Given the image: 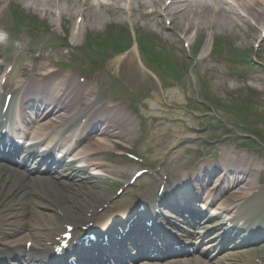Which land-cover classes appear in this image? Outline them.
Here are the masks:
<instances>
[{
	"label": "bare ground",
	"instance_id": "6f19581e",
	"mask_svg": "<svg viewBox=\"0 0 264 264\" xmlns=\"http://www.w3.org/2000/svg\"><path fill=\"white\" fill-rule=\"evenodd\" d=\"M26 1V0H23ZM38 0L39 3L34 5V7H39V10L41 12H51L49 10L50 8H45V5L48 3L53 2V5L56 7V10L59 11V18L64 19L68 18L69 13L66 12L67 10H63L60 7L61 2L70 3L72 5V9L74 10L72 12V18L77 19L78 17H82L83 12L86 11L89 7H92L93 4L91 3V0ZM146 0H140L141 3H144ZM176 3H173L175 2ZM256 1V0H255ZM108 2L111 3V5L120 10V12H123L124 9L122 6L118 4V0H108ZM44 3V4H42ZM147 3H150L153 7H155L154 13L160 17L167 16L172 20L178 21L180 24L183 25L184 21V28L183 30H187L189 28L196 27L195 21L197 20H210V16H212V20L208 23L210 25H216L217 23L220 24V26H226L225 22L228 21L234 28L237 29H244L249 30L251 29V23L249 18L255 20L256 27L253 28L254 32H258L260 28L264 29V11L260 12L254 4L253 0H147L144 3V7H146ZM96 6L98 7H105L106 4H103L101 1L96 3ZM210 14V16H209ZM208 15L209 17H206ZM195 19V20H193ZM79 26V25H78ZM86 26V25H84ZM80 27V26H79ZM78 27V28H79ZM198 30L200 31L201 28L198 27ZM178 33V32H176ZM264 39H262L263 41ZM264 47V43L262 44ZM1 64V62H0ZM41 75L43 76L40 78V82L47 86L49 89H52V94L56 97H63L64 99L67 97L66 92L68 89V85H71L69 83V80L67 79H59L56 76H53L52 74L49 75L46 67L41 68ZM35 70H32V75L36 77ZM258 82L257 85H259V89L264 91V82H261L260 79H257ZM220 87L223 88V84H219ZM70 88V87H69ZM79 91V92H77ZM82 88L80 86H75L73 90L68 92L69 96L74 97L76 100H82L83 94ZM36 92V96H37ZM22 96L30 97V95L27 92H23ZM23 101V99L21 100ZM94 102V100L86 101L80 108V117L78 119H72V123L75 127L81 125V121L84 119V113L83 108L86 109L90 107ZM78 103V102H76ZM112 106H108L103 113L99 109L94 110V112H91L89 115L90 118L93 117L94 114H101L97 117L96 122L94 125L90 126L92 129H97V120L100 116H104L103 119H100L99 122L101 124H104L106 127L113 128L114 124L122 131L120 134L117 131H114L116 134H119L120 137H127L132 132L131 124L129 123L128 119L125 115H122L123 120L125 121V125H123L118 119V116L115 113L107 112L111 109ZM89 118V119H90ZM85 122V119H84ZM83 122V123H84ZM92 124V123H90ZM99 146V147H97ZM96 151H103L108 150L110 145L107 142L104 141H98L96 143ZM220 153V159L216 163H210L207 165H201V167H198L196 171H203L201 174L200 172H197L193 174L191 177H197L198 176H210L211 173H215L217 170L222 171L221 175L217 179V182L219 184L226 182L231 183V185L235 188L232 192L233 199H229V197L226 198L225 201L221 202L219 204V209L226 211L227 205L233 201L240 199L243 204L239 203V206L236 209H245L249 210L253 209V211H258L256 207L250 206V202L247 200L248 197H250L253 201H255V204L260 205V196L263 193L264 190H262V185L258 183V176L257 172L263 167V162L258 161L255 162L253 160L252 155H246V151L239 150L234 151L231 149H219ZM86 154V153H84ZM74 163L72 161L69 166H71ZM87 165H95L94 163H89ZM57 168L56 163H52V169ZM105 172H116V170L108 167L103 166ZM195 171V172H196ZM0 176H7L6 174H3L0 172ZM189 175H187V178H191ZM100 179L99 176H87V180L81 184H75L71 183L66 188H60L58 187L57 191H59V196L55 201L52 199H46V204L40 205V211H36L33 215V218L36 220L37 224H47L49 221H57L58 217L56 215V212L54 210L53 205H57L60 207V209L65 212L72 214L69 209H75L78 207V209L84 210L85 206H88L94 198L98 196V192H94L92 195H87L85 197L77 198V195L80 193L82 189L89 190V193L93 191V188L95 187L96 182ZM221 180V181H220ZM200 181L203 184V179L200 177ZM208 181V178L205 179L204 182ZM5 183L0 180V188ZM203 185L198 187V193L201 192ZM213 189V188H211ZM194 190V188H193ZM211 190L209 189L208 195H210ZM229 193L225 194L224 196H227ZM197 197V196H196ZM185 198V196L183 197ZM85 200L83 203L81 201ZM247 205H249L247 207ZM237 211V210H236ZM258 212H252L248 213L251 215H255ZM180 214L183 216L185 212L183 210H180ZM198 214V213H197ZM10 215V214H9ZM241 215V214H240ZM194 216V215H193ZM233 216H238L237 213L233 214ZM9 223L11 222V218L7 220ZM141 233H143L142 230H139ZM9 232L15 233V230L12 228L9 230ZM167 246V254L168 256H171L173 249Z\"/></svg>",
	"mask_w": 264,
	"mask_h": 264
},
{
	"label": "rangeland",
	"instance_id": "374dc122",
	"mask_svg": "<svg viewBox=\"0 0 264 264\" xmlns=\"http://www.w3.org/2000/svg\"><path fill=\"white\" fill-rule=\"evenodd\" d=\"M1 1H3L2 3L0 2V9H3V8H6V5H7V2L5 3V1L6 0H1ZM17 3V5L19 6V8L21 9V11H23V14L25 15V17L26 18H28V19H32V20H37V21H42V23H47V19H49V20H51L52 21V23L51 24H53V26H55V28H56V30H60L61 28H62V24H63V22H61V20L60 21H58L57 19H53V17H51L50 15H48V14H42V13H40L39 12V7H40V5L38 6V7H34V5H36L37 3H39L38 2V0H29V3H28V5H27V3H23V2H20V1H17V0H15ZM14 2H11V4H13ZM32 4V5H31ZM42 4H44V3H42ZM62 7L65 9V10H67V12L70 14L71 12H70V10H71V4L70 3H63L62 4ZM52 9V8H51ZM131 9L133 10L132 11V18L133 19H137V21H136V23H138V24H140V23H143V22H145V23H148V24H152V18L151 17H145L144 15H143V10H142V7H140L139 5H134L133 4V6L131 7ZM53 10V9H52ZM94 11L99 15L101 12L102 13H104V11L103 10H99V9H91V11H89V9H88V11L86 12V16L89 18V19H92L93 18V15H94ZM101 11V12H100ZM149 11V10H148ZM55 12H58V11H55ZM113 15L112 16H110L109 15V12L106 14L107 16H108V18H112L111 19V21H112V24H110V25H107V26H121V27H130L129 25H131V23L127 20V21H123V19H122V16L119 14V13H112ZM47 16H49V17H47ZM103 17H104V15H103ZM124 20H126L125 18H124ZM106 21V20H105ZM108 21H110V20H107V22ZM92 22H94V21H92ZM96 23V22H95ZM106 23V22H105ZM228 26L226 27V31H219V35H222V34H224V35H227V34H229L230 32H235L236 33V35H237V39H236V42H240V41H244V39H243V36L242 35H246V34H244V33H242V32H240L239 33V31H235V29L231 26V24H227ZM138 26V25H137ZM105 27L106 26H104V27H96L95 29H96V31H102V30H104L105 29ZM163 27H165V28H167L165 25L163 26ZM163 30H165V29H162V31ZM84 32H86L85 30H83L82 31V33H84ZM58 33V32H57ZM216 33H218V29H217V31H216ZM218 63L220 64H225V62L223 61L222 62V60H219L218 61ZM190 64H192L191 66H193V67H195L196 69H197V72H200V73H203V72H205L206 73V75L207 76H209V73H210V70L207 68V63H205V61H203V62H200V61H197V60H195V61H191L190 62ZM249 73H252V70H249ZM246 76H248V75H250V74H245ZM260 77H261V79H263L264 78V76L263 75H260ZM214 81H218V79H216V78H214V77H211ZM214 83L215 82H209V85H210V87H211V89L214 91V93H221V92H219V91H217L215 88H214ZM151 86H154L155 87V89L157 88L156 86L157 85H155L154 83H151ZM157 90V89H156ZM202 91V90H201ZM202 97V96H201ZM208 97L210 98V99H212V100H215L214 98H212V97H210L209 95H208ZM205 101H207L208 103H210L209 102V100L207 99V98H203ZM211 104V103H210ZM200 107H201V109L202 108H206L207 106H206V104H204V105H200ZM211 116H214L213 114H210ZM211 121V123H212V125L209 127L208 125H205L204 127H203V124L202 123H200V122H202V121H198V120H196V119H194V118H191V120H190V124H191V126H193V130H195L196 132H205V131H208V132H211V134H217L216 135V137L218 136L219 137V135H220V131L218 130V124H214L217 120L216 119H211L210 120ZM175 124H178L179 126H174V124L173 125H170V123L169 122H163L162 124H160L159 125V127H163V126H165V125H167L168 126V129H167V131L170 129V127H172L173 128V130L175 131L176 130V128L178 127V128H183L184 127V124L182 123V122H179V121H177V122H175ZM214 124V125H213ZM159 127H153V131H152V135H151V139L150 140H152L154 137H156V136H158V135H160L161 134V132L162 131H159V130H157ZM161 130H162V128H161ZM155 131V132H154ZM166 131V132H167ZM191 135H193L194 136V138H195V136H196V134L194 133V134H191ZM185 136H187V135H185V134H180V135H178V137L177 136H175V139L172 141V142H177L178 140H180L181 139V141H182V139L184 140V142H183V144H185ZM196 140L198 139H201V140H199V142H202V143H206V146L207 147H210V146H212V144L211 143H207L208 141L206 140V139H208V136H205V135H203V136H199V138L198 137H196L195 138ZM155 140V139H154ZM182 144V145H183ZM182 148H185V145H183L182 147H181V149ZM173 151H176V150H173Z\"/></svg>",
	"mask_w": 264,
	"mask_h": 264
}]
</instances>
